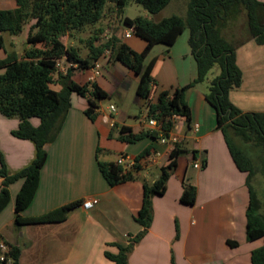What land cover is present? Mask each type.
I'll return each mask as SVG.
<instances>
[{
    "label": "crops",
    "instance_id": "obj_1",
    "mask_svg": "<svg viewBox=\"0 0 264 264\" xmlns=\"http://www.w3.org/2000/svg\"><path fill=\"white\" fill-rule=\"evenodd\" d=\"M16 8V0H0V10ZM34 24L35 21L25 27L26 38ZM4 34L0 35L5 41ZM132 36H123L120 40L136 52H143L146 42L140 38L133 40ZM63 42L67 47L75 46L70 36ZM4 58L0 49V60ZM172 59L156 60L152 88L159 94L169 91V86L174 91L186 86L178 83L175 69L171 67ZM98 62L101 69L112 65L111 75L120 89L117 97L122 106H126L129 95L134 92L135 101L148 114L147 100L137 95L139 78L122 63L114 62L111 53H105ZM70 67L76 68L63 59L59 73L66 74ZM93 68L76 71L73 80L79 85L96 84L109 95L100 82L102 74L97 76ZM58 78L54 76L56 83L53 87L60 91L62 86ZM187 101L192 115L191 129L181 118L176 121L175 130L176 134L185 137L181 143L184 153L178 159V167L168 182L166 194L153 199L152 226L129 255V264H252L253 251L262 247L264 241H249L247 237L248 175L236 166L218 128L217 113L207 101L206 94L191 91L187 93ZM232 102L239 105L234 100ZM101 103L96 110L97 119L92 121L85 114L89 107L88 97L72 95V107L62 130L57 140L47 146L49 157L41 171L35 199L21 214L16 213L15 203L23 182L11 185L10 203L0 214V242L21 250L19 264H115L106 257V252L118 254L116 244L129 245L130 240L144 230L136 221L143 206L144 185L156 182L160 170L169 164L173 147L151 138L135 144L121 141V127L132 128L135 134H139L149 131L147 120L144 117L139 122L128 123L121 119L119 112L110 114L109 108L114 104L103 110ZM31 123L37 127L40 121L32 119ZM19 125V118L0 114V152L10 174L20 172L36 158L34 142L12 135ZM194 128L197 131H190ZM149 148L150 154L140 160V170L129 172L135 180L115 187L108 184L99 162L116 164L121 155L138 157ZM151 156L153 161L149 160ZM195 163L203 167L195 168ZM155 169L159 170V175L149 181L147 176ZM2 183L0 178V191ZM184 183L197 189L194 205L181 201ZM91 199L98 201L96 206L91 210L84 209L82 203ZM77 201H82L81 205L69 213L65 222L16 224L18 217L42 216ZM229 241L237 242L238 246L231 247Z\"/></svg>",
    "mask_w": 264,
    "mask_h": 264
},
{
    "label": "trees",
    "instance_id": "obj_2",
    "mask_svg": "<svg viewBox=\"0 0 264 264\" xmlns=\"http://www.w3.org/2000/svg\"><path fill=\"white\" fill-rule=\"evenodd\" d=\"M116 2L121 16L130 2L142 5L152 15L162 12L170 0H16L14 10H0V34L9 33L18 36L31 22L27 38L29 49L21 59L10 56L0 60V114L7 118H19V128L12 135L20 140L32 141L36 145V158L31 165L16 174H10L5 159L0 152V178L3 179L0 191V214L11 200L10 187L18 181L23 185L17 195L15 210L23 213L33 203L39 189L41 171L48 161L47 146L53 144L62 130L69 110L72 107V95L88 97L89 107L85 114L96 121V110L101 100L108 94L96 84L79 85L73 80L76 71L91 69L95 62L111 51V59L122 63L138 78L137 95L147 100L148 118L157 120L168 135L176 125L175 117L185 120L191 129V109L187 101V93L195 84L205 81L209 72L218 64L221 74L213 81L210 93L206 95L209 104L215 109L218 128L224 135L230 154L238 169L248 175L250 205L247 212V237L249 241H264V201L258 199L252 181L260 172L264 175V113H246L240 110L231 99L233 91L239 89L243 82V70L240 68L237 51L221 34L228 20L233 19L244 8L247 12L252 38L259 46H264V2L259 0H192L188 21L172 16L160 22L138 17L134 20L124 19V24L134 29V35L146 42V48L138 53L120 40L111 38L105 44L96 46L100 41L99 32L90 40L89 56L82 58L75 47H67L63 39L70 36L71 40L77 32L87 27L98 25L104 17L105 8L109 3ZM186 26L191 30V47L198 67V79L189 85L175 90L164 91L158 102H150L153 69L156 59L146 64L151 51L157 45L173 47L184 33ZM100 33H103L100 30ZM4 39L0 35V48ZM65 59L74 67L66 74L59 73L58 64ZM3 71V72H2ZM62 86L60 91L54 89V76ZM32 119L40 121L35 127ZM121 141L135 144L151 138L159 140V134L145 131L135 134L132 128L123 126L120 129ZM237 142L251 144L262 150L263 158L260 166L240 148ZM182 145H176L171 152L169 164L160 170V175L152 185H144V201L136 221L143 227L129 245L116 244L118 254L106 252V257L115 264H129V255L135 246L144 238L153 223V199L167 192V185L178 167V159L184 153ZM147 149L137 157L136 170H140V160L150 154ZM99 168L111 187L135 180L132 173L124 174L123 168L115 163L99 162ZM182 203L194 205L197 197L196 187L184 183ZM77 201L55 209L42 216L18 217V226L44 225L65 222L69 213L81 205ZM236 248L237 242L229 241ZM6 260L19 264L21 250L11 247ZM252 264H264V245L252 253Z\"/></svg>",
    "mask_w": 264,
    "mask_h": 264
},
{
    "label": "rangeland",
    "instance_id": "obj_3",
    "mask_svg": "<svg viewBox=\"0 0 264 264\" xmlns=\"http://www.w3.org/2000/svg\"><path fill=\"white\" fill-rule=\"evenodd\" d=\"M264 2V0L262 1ZM192 0H170L169 5L159 14L152 15L146 9L135 2H130L124 9V13L120 16L118 13L117 3H109L105 8L104 17L101 22L93 27H87L81 32H77L75 37L71 40L75 44V48L79 51L82 58L89 56L90 40L97 36L99 32V44L102 45L107 42L106 36H112L115 38H123L126 30L130 29L124 24V19L129 18L134 20L138 17H143L154 22H160L163 19L170 18L172 16L180 17L185 22L188 21L190 6ZM233 19L228 20L224 27H221L222 36L227 39L237 51V59L240 68L243 70V82L239 89H236L232 93V100L239 105H236L242 111H248L246 113H264V46H259L252 38L247 12L244 8ZM100 30L103 33H100ZM27 29L18 36H13L9 33H5V41L3 48H0L4 54V59L15 56L19 59L24 55L28 42L26 38ZM133 40H137L138 37L132 36ZM191 30L186 26L184 33L179 37L176 44L169 48L165 45H157L149 54L146 59V64H149L154 59H162L169 57L173 58L172 70L175 69V76L178 83L183 85H189L194 83L198 79V67L195 57L192 53L191 47ZM174 65V66H175ZM124 66V65H123ZM122 66V67H123ZM3 72V71H2ZM102 76L100 82L109 93L108 97L101 100L103 110H106L111 104L119 105L118 107L121 119L126 120L128 123L139 122L144 118L148 122V114L145 109L135 101V93L132 92L126 102V106L118 101L117 92L120 91L115 78L112 77L113 67L112 65H105L99 70ZM221 67L217 64L207 75L205 81L195 84V87L190 90L208 95L211 90L213 81L221 74ZM58 78V76L56 75ZM126 85L130 84L126 80ZM170 92H174V88L168 87ZM78 95V94H77ZM152 104H156L159 99V93L152 88L151 91ZM115 105V106H116ZM116 112V113H117ZM239 148L252 159L255 166H260L262 163V150L243 142H237ZM146 175V174H145ZM159 175V170L155 169L151 171L150 176H147L151 181L154 177ZM252 184L257 193L258 199L264 201V175L258 172ZM12 261V260H11Z\"/></svg>",
    "mask_w": 264,
    "mask_h": 264
},
{
    "label": "built area",
    "instance_id": "obj_4",
    "mask_svg": "<svg viewBox=\"0 0 264 264\" xmlns=\"http://www.w3.org/2000/svg\"><path fill=\"white\" fill-rule=\"evenodd\" d=\"M133 34H134V29L130 28V29L125 31L124 38H130ZM111 38H112V36H106L107 42ZM106 53L110 54L111 51L107 50ZM59 67H61V62L58 64V68ZM93 69H94V72L97 76L100 75L99 70L101 69V64L99 62L95 63ZM109 112L112 115L116 114L117 107L115 105H111L109 108ZM107 119L108 118L105 117V120H107ZM178 119H181V118L175 117L176 121ZM147 127H148L149 131H151L153 133H158L159 134V141L162 144L172 146L173 150L175 149L176 145L181 144L182 141L185 139V137L183 138V137H181L175 133V130L177 129L176 125H175L174 130L171 131L168 135H165L161 124L155 119H148ZM190 131H197V128H194L193 130H190ZM149 160L153 161L154 160L153 156H151L149 158ZM137 164H138L137 157H133L131 155H121L116 162V165L122 167L123 171L126 173H129L131 171H135ZM194 167L195 168H201V167H203V165L195 163ZM97 203H98V201L95 199L86 200L82 203V207L86 210H91L96 206ZM9 252H10V247L7 244H5L4 242H0V262H4L6 260V257H7L6 255ZM9 262H11V259H9V261L7 263H9Z\"/></svg>",
    "mask_w": 264,
    "mask_h": 264
}]
</instances>
